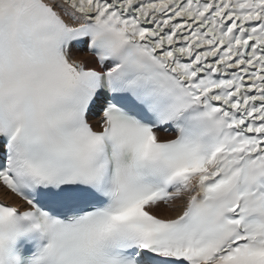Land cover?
<instances>
[{
	"label": "snow or ice",
	"instance_id": "1",
	"mask_svg": "<svg viewBox=\"0 0 264 264\" xmlns=\"http://www.w3.org/2000/svg\"><path fill=\"white\" fill-rule=\"evenodd\" d=\"M0 264H264V0H0Z\"/></svg>",
	"mask_w": 264,
	"mask_h": 264
},
{
	"label": "bare ground",
	"instance_id": "2",
	"mask_svg": "<svg viewBox=\"0 0 264 264\" xmlns=\"http://www.w3.org/2000/svg\"><path fill=\"white\" fill-rule=\"evenodd\" d=\"M75 55H76L78 58H84V59H87V55H86V53H84V52H81V51L76 50V51H75ZM97 119H98V117H97ZM161 137H162V138H171V137H166L165 134H163V133H161ZM10 202H11V201H10ZM159 214H161V215H163V216H165V217H168V216H174V215H175V213H172V212H169V211H166V210H161V212H160Z\"/></svg>",
	"mask_w": 264,
	"mask_h": 264
}]
</instances>
